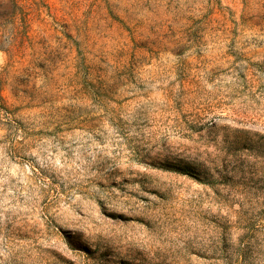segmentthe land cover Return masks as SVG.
I'll use <instances>...</instances> for the list:
<instances>
[{
  "label": "rangeland",
  "instance_id": "rangeland-1",
  "mask_svg": "<svg viewBox=\"0 0 264 264\" xmlns=\"http://www.w3.org/2000/svg\"><path fill=\"white\" fill-rule=\"evenodd\" d=\"M0 264H264V0H0Z\"/></svg>",
  "mask_w": 264,
  "mask_h": 264
}]
</instances>
